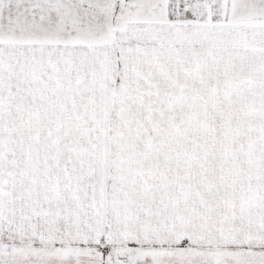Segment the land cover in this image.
I'll use <instances>...</instances> for the list:
<instances>
[{
    "label": "snow or ice",
    "instance_id": "6c2138e0",
    "mask_svg": "<svg viewBox=\"0 0 264 264\" xmlns=\"http://www.w3.org/2000/svg\"><path fill=\"white\" fill-rule=\"evenodd\" d=\"M0 264H264V0H0Z\"/></svg>",
    "mask_w": 264,
    "mask_h": 264
}]
</instances>
